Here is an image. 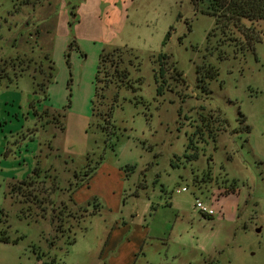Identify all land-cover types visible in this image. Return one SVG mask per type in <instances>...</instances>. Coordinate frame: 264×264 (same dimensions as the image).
<instances>
[{
	"label": "rangeland",
	"instance_id": "374dc122",
	"mask_svg": "<svg viewBox=\"0 0 264 264\" xmlns=\"http://www.w3.org/2000/svg\"><path fill=\"white\" fill-rule=\"evenodd\" d=\"M23 1L0 0V150L33 128L44 150L35 181L11 184L3 170L12 168L0 166V236L19 238L0 241V264H107L109 250L97 259L102 242L112 227L116 239L126 238L124 225L145 229L131 264H264V42L239 49L211 32L213 18L190 0H132L134 48H118L100 65L101 78L113 73L109 60L129 76L114 73L103 88L95 83L99 55L123 42L104 44L111 26L96 19L91 30L100 31L87 35L76 20L62 27L52 12L32 22ZM160 54L168 58L158 96ZM45 55L52 77L46 97L36 95L33 117L31 77L46 81ZM81 117L87 121L78 131ZM110 169L118 176L111 174L112 184L102 179ZM74 174L83 178L77 189L86 191L89 180L111 187V196L100 193L96 204L89 195L86 213L71 211L54 198L53 185L66 187ZM231 183L238 193L218 196ZM196 197L213 217L199 214Z\"/></svg>",
	"mask_w": 264,
	"mask_h": 264
},
{
	"label": "crops",
	"instance_id": "0c3cea01",
	"mask_svg": "<svg viewBox=\"0 0 264 264\" xmlns=\"http://www.w3.org/2000/svg\"><path fill=\"white\" fill-rule=\"evenodd\" d=\"M129 1L130 0H24L21 5L25 6V8L30 9L32 12L26 13V15L28 16L27 18L25 17L26 20L29 19L32 22L36 21L42 24L43 21H46L50 17V14L52 12L51 19L53 16L57 17V20L60 21L62 27L68 24L71 20H76L78 24H82L84 33L87 35L94 34L100 31V29L98 28H93L91 30V25L96 23V19H98V21L104 19L105 23L111 26L110 30L112 32L109 41L104 44L114 46V41L117 38H120L123 41L122 44L119 47H114L125 49L128 47L134 48V46L128 44V9L132 5V0L130 2ZM45 10L48 11L47 14ZM84 33L83 35L85 36ZM31 100L36 101L37 97L33 95L30 101ZM37 106L39 105L35 106V110L36 112H39ZM28 110L31 111L29 107ZM86 121L87 120L83 117L76 119L78 131L84 130ZM38 133L39 130L33 128L29 130L25 135H22L20 137L18 136V138L15 139L11 145L7 146L5 149L2 148L0 150L3 154V160H0V166H2L3 169L12 168L11 171L3 170L4 172H6L5 174L10 177L8 178V180L11 184L15 182L23 183L28 179L35 181L34 179L36 176L34 175L36 171L33 172V169H37L40 163L39 159H41L40 154L44 150V148H42L41 142H38V140H36ZM46 146L50 150L53 149V141L50 140L49 142H47ZM70 151L71 150H66V152L68 153ZM11 156H13V159L9 160V157ZM44 167L50 169L51 171L53 170L52 164L45 163ZM109 171L111 172L109 173ZM105 173L106 174L102 179L107 180L108 175L111 179L112 184L113 176H111V174L116 175L115 171L110 169ZM116 177L118 176L116 175ZM82 180L83 178H81L80 176L78 177L76 176V174H74V182L69 179L66 183V187L60 188V184L56 183V185H53L54 198H58L60 204L67 206L73 212H76L75 209H81V211L86 213L87 210L83 209L85 208V206L87 207L90 205L89 195H91V198L94 199V202H96V204H99L98 199L100 193H105L106 197L111 196V187L107 186L106 184H101V186H99V183H97L95 188V185H90L89 180L86 181L88 185V191L86 190L83 192V188L77 189L79 181ZM41 182L47 183L48 181L45 180ZM64 184L65 181L62 182V185ZM102 208L103 207L100 205V209ZM96 210L97 208L95 209V211ZM94 213L95 212H93V215H95ZM124 228H128V236L126 238H123L122 236L120 239H116V227H112L107 239L102 242L100 253L97 256L99 263L100 260H103L102 257L104 255V250H109V253L105 258L107 264H131L133 262V259H135L134 253L136 251L138 252L142 250V245L145 241V229H139V231L137 230L134 233V231H130V226L125 227L124 225ZM75 243L76 242L74 241L73 245H75ZM128 247L130 249L129 251Z\"/></svg>",
	"mask_w": 264,
	"mask_h": 264
},
{
	"label": "trees",
	"instance_id": "16d2710c",
	"mask_svg": "<svg viewBox=\"0 0 264 264\" xmlns=\"http://www.w3.org/2000/svg\"><path fill=\"white\" fill-rule=\"evenodd\" d=\"M195 11L200 12L201 14L208 15L213 18L214 21V27L211 30L214 31V29L218 30L220 35L224 38H227L228 41H231L233 43H236L237 46H239V49H251L256 43L264 42V0H190ZM169 37V33L166 34L165 40ZM120 49L115 48L111 50L110 52H104L102 51L98 58V64L96 67V74H95V83L97 84H103V88H106L108 85L112 83L111 75L116 73L118 75V78L122 79H128L129 71L126 68L118 69L119 61H107L110 62V67L113 68V73L107 74L105 73L104 77H100V65L104 60L111 59L113 53L118 52ZM128 50L125 49L124 52H127ZM167 56L164 54L158 55L156 58V63L158 64V69L155 70L154 76L157 81V76L159 75L161 79L163 80V74L165 73V65ZM44 60L48 63V72H47V78L44 83L35 82V79L33 76L31 77L32 84H33V95H37L39 93H42L44 98L45 95V89L47 84L49 83L51 77H52V64L48 57L45 55ZM171 68L175 71V67H173V64L171 65ZM138 82H140L139 79H137ZM165 81L161 82L159 85H157L156 88V94L158 96H161L163 94V85ZM103 88H94V95L95 97H103L102 91ZM38 103V99L36 101L31 100L28 103V107L30 110H32V114L34 116L36 115L35 105ZM60 115V119L62 118V115ZM39 117V115H38ZM62 125L60 126V129H62ZM248 132V128L246 129ZM213 140L215 139L214 136H211ZM189 148V147H187ZM190 157V156H189ZM197 154L194 153L190 158L196 160ZM37 169L34 168L33 172H35ZM24 184V183H22ZM238 190L236 187L233 186L231 183L228 188L222 189V191L218 192V196H227V195H234L237 194ZM19 238L10 240L8 237L4 236L3 233H1L0 241L3 243H12L16 244ZM54 261H51L50 264H53Z\"/></svg>",
	"mask_w": 264,
	"mask_h": 264
},
{
	"label": "built area",
	"instance_id": "2783aa9c",
	"mask_svg": "<svg viewBox=\"0 0 264 264\" xmlns=\"http://www.w3.org/2000/svg\"><path fill=\"white\" fill-rule=\"evenodd\" d=\"M181 192H186L187 189L185 187L181 188ZM194 208L198 210L199 214L203 217H213L215 215L214 210L210 207V205H206L202 200L199 198H195Z\"/></svg>",
	"mask_w": 264,
	"mask_h": 264
}]
</instances>
